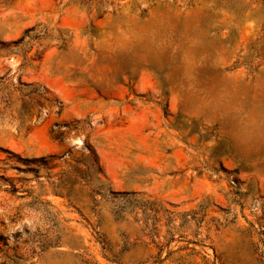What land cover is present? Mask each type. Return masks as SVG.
Here are the masks:
<instances>
[{"label":"rangeland","instance_id":"rangeland-1","mask_svg":"<svg viewBox=\"0 0 264 264\" xmlns=\"http://www.w3.org/2000/svg\"><path fill=\"white\" fill-rule=\"evenodd\" d=\"M0 264H264V0H0Z\"/></svg>","mask_w":264,"mask_h":264}]
</instances>
